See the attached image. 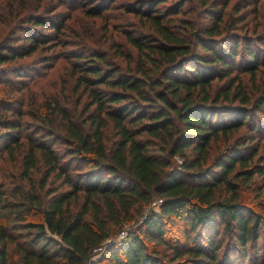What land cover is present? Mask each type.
<instances>
[{
	"label": "trees",
	"instance_id": "1",
	"mask_svg": "<svg viewBox=\"0 0 264 264\" xmlns=\"http://www.w3.org/2000/svg\"><path fill=\"white\" fill-rule=\"evenodd\" d=\"M18 1L24 5L0 0L10 13L6 20L0 11V26L5 20L16 29L0 40V152H18L20 179L6 186L0 167V264H9L10 244L18 264H264V212L247 202V189L256 197L264 189V79L261 88L255 83L264 68V33L252 27L248 36L247 23L238 25L249 14L256 20L257 4L234 16L229 0L126 3L124 13L139 19L118 25L125 44L103 24L107 48L81 45L63 55L79 116L52 99L27 125L17 81L8 76L17 80L30 70L2 65L70 43L59 37L64 16L40 0L34 11L44 15L22 19ZM98 1L68 6L102 19L117 0ZM257 177L263 183L251 188ZM155 197L158 213L145 214L93 259V250ZM176 225L185 229L183 239ZM224 239L232 245L227 253ZM232 251L240 256L230 261Z\"/></svg>",
	"mask_w": 264,
	"mask_h": 264
},
{
	"label": "rangeland",
	"instance_id": "2",
	"mask_svg": "<svg viewBox=\"0 0 264 264\" xmlns=\"http://www.w3.org/2000/svg\"><path fill=\"white\" fill-rule=\"evenodd\" d=\"M43 8L46 10L54 9L53 11L58 14L64 16L61 20L64 23V28L60 31V39L63 42H69L70 45L67 48L64 46L56 45L54 42V46L48 45V47H39V49L33 54L18 58L15 62H11L5 65H2V68L5 71H9V69L15 65L18 67H23L25 70H30L26 72V76H18L17 80L14 76H8V79L13 81H17V83H13L18 88V100H23L24 105L22 106V112L25 114L20 118L21 122L26 123L27 125H31L33 123L32 115L42 113L40 105H46L52 99H57L61 102V104L71 113L75 118L79 116L80 107L77 108L76 101V93L74 92V79L71 76V71L69 69V59H64V56L71 49H75L76 47H80L81 45H85L88 47H102L107 48L108 43L105 41L103 36L102 26H107L106 33L111 35L113 40L119 41L120 44H125L124 39L118 34V31L121 29L118 25L128 23L127 25L135 24L137 25L138 17H135L131 14H126L124 6L125 4L133 3L135 0H115L116 3L113 8L109 11L104 12L102 15L104 16L102 19L100 18H92L83 14L79 10L72 11L69 9L68 5L74 4L76 2L81 3L85 2V9L89 7H93L99 4L98 0H94V2H89L88 0H64L62 7H58V3L60 0H42ZM93 1V0H91ZM229 6L227 7L228 15H240L241 13H246L252 7L257 6V14L256 20H252V14H249L245 21L240 22L238 25L243 26L244 23H247L246 26L249 28L248 36L252 33L250 30L252 27H256V30H259V33H264V0H246L249 4L245 3L243 0H229ZM40 3V0H24V5L22 6L18 1V17L22 19H27L32 16H40L44 15V12H35L34 7ZM239 4L241 9L238 13H233V6L235 4ZM62 4V3H61ZM253 4H257L256 6ZM1 13L4 15V19L10 20L9 13V4L8 2H3L0 7ZM42 11V10H40ZM66 15H71V18H66ZM227 15V16H228ZM203 19V18H202ZM14 23H6L4 20L3 24L0 26V40L6 39L10 37L11 32L16 31ZM19 29V26H18ZM150 30L147 27H144V30ZM244 29V27L242 28ZM20 31L18 30V33ZM52 30H46L45 33H51ZM242 32H244L242 30ZM180 33V32H179ZM21 44V43H20ZM56 45V46H55ZM72 45V46H71ZM127 47L126 45H124ZM133 51V50H132ZM260 58H263L264 54L262 52L259 53ZM55 62V64H54ZM52 67V68H51ZM19 79V80H18ZM261 79H264V68L257 74V78L255 79V83L261 88ZM241 80L244 83V87L246 91L250 94L253 93V87L251 85V81L247 74L241 75ZM222 83V82H221ZM2 87V86H0ZM78 99V97H77ZM83 100V99H82ZM81 100V101H82ZM84 101V100H83ZM264 124V123H263ZM264 132V129H263ZM108 138H111L110 133L107 134ZM259 153L264 154V148H259ZM178 159V157H175ZM0 167L2 171V181H4L5 185L8 187H17L20 183V179L18 178V152L14 153V156H10L5 152H0ZM35 177H37L35 175ZM37 179V178H36ZM39 179V178H38ZM255 182V186H251V188H255L263 183L261 177H257ZM157 197L153 198V200L147 205L144 206L138 215L134 216L131 220L125 221L119 227V229L101 244L93 250V259L100 258L102 254L106 251V248L112 243H117L122 238V232H126V234L130 231H134L144 220L143 216L148 214L150 211L158 213V206L154 205V201ZM82 198L80 197L76 203H72V207L77 209L80 205ZM260 201V203H264V189L261 194L256 197L255 192H251L247 189V202L250 203L252 207H257V211L264 212V205L254 206L253 203ZM177 225L172 227V230H176ZM185 229L176 230L175 234L180 239H183ZM201 233V232H199ZM167 237L170 238L169 235ZM221 243V251L222 253L231 251L230 248L232 245L226 242V239L220 242ZM8 249L10 251L9 254V264H18V256L15 252L13 244L8 245ZM163 250V248L161 247ZM231 249V250H230ZM249 252V250H248ZM169 253L168 251L166 252ZM233 253L235 256H240L239 251H232L229 255V260L231 261L233 258ZM171 256V253H169ZM221 254V252H220ZM221 257L220 259H222ZM241 259L243 261H241ZM236 259L235 263L229 264H253L249 260H244L243 258ZM239 261V262H238ZM227 263V262H226Z\"/></svg>",
	"mask_w": 264,
	"mask_h": 264
},
{
	"label": "built area",
	"instance_id": "3",
	"mask_svg": "<svg viewBox=\"0 0 264 264\" xmlns=\"http://www.w3.org/2000/svg\"><path fill=\"white\" fill-rule=\"evenodd\" d=\"M160 203H161V199H158V198H157V199L154 201L153 204L158 206ZM125 236H126V232H122V236H121L122 238L119 240V242H118L117 244H119V243L125 238Z\"/></svg>",
	"mask_w": 264,
	"mask_h": 264
}]
</instances>
